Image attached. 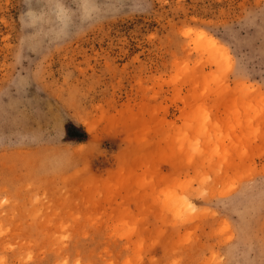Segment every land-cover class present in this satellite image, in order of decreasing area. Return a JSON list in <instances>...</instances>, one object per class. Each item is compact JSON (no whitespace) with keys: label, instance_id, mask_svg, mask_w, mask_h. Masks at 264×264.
<instances>
[{"label":"rangeland","instance_id":"374dc122","mask_svg":"<svg viewBox=\"0 0 264 264\" xmlns=\"http://www.w3.org/2000/svg\"><path fill=\"white\" fill-rule=\"evenodd\" d=\"M0 264H264V0H0Z\"/></svg>","mask_w":264,"mask_h":264},{"label":"bare ground","instance_id":"6f19581e","mask_svg":"<svg viewBox=\"0 0 264 264\" xmlns=\"http://www.w3.org/2000/svg\"><path fill=\"white\" fill-rule=\"evenodd\" d=\"M181 203H182V202H181ZM188 203H189V202H188ZM182 205L185 207V206H188V205H190V204H183V203H182Z\"/></svg>","mask_w":264,"mask_h":264}]
</instances>
